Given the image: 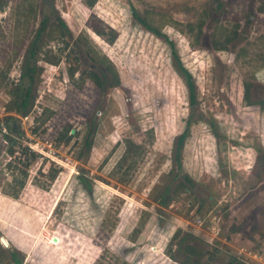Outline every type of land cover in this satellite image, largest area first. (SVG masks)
Here are the masks:
<instances>
[{
  "label": "rangeland",
  "instance_id": "374dc122",
  "mask_svg": "<svg viewBox=\"0 0 264 264\" xmlns=\"http://www.w3.org/2000/svg\"><path fill=\"white\" fill-rule=\"evenodd\" d=\"M0 128V264H264V0H0Z\"/></svg>",
  "mask_w": 264,
  "mask_h": 264
},
{
  "label": "trees",
  "instance_id": "16d2710c",
  "mask_svg": "<svg viewBox=\"0 0 264 264\" xmlns=\"http://www.w3.org/2000/svg\"><path fill=\"white\" fill-rule=\"evenodd\" d=\"M134 13H135L136 17H138L142 22H144L146 25H148L150 27L148 22L146 20H144L142 17H140L136 13V11H134ZM48 20H49L48 16H44L42 18L40 29H42L47 24ZM56 25L58 27L65 28V30H68L66 21L61 16H57ZM93 29L98 34H100V35L103 34L102 29H100L96 26H93ZM111 31H112V36L109 37V39H108L110 42H112L117 35V30L112 28ZM38 40H39V34H37L30 41L28 47L26 48V52H25V56H24V62L22 64V69H21L20 77H19L20 82L8 90V93L10 95V100L6 103V106H5L7 110H10V111L21 110L22 112L26 113L30 109V107L32 106L33 99H34L33 90H34V82H35V73L37 72L36 59H37V54L39 52ZM175 59L177 61V66H178L181 74L183 75V77L186 81L187 87L189 89L190 102H191V104H194L196 102V95H195V85H194V81L192 78V74L183 65L182 61L180 60V58L177 55H175ZM47 60L53 63V62H57L58 58L55 55H53L50 58H47ZM75 70H76V67L72 68L70 73L73 74ZM115 73L117 74L116 71H115ZM88 77L91 78L98 86L103 85L102 79L97 72H94V71L89 72ZM245 85H246L245 92H246V95H248L249 83H246ZM45 111H46V109L44 108L41 112L42 117L45 114ZM47 117L48 116H45L44 119H46ZM186 123H187L186 128L177 137V141H176V159L178 161H180V154H181L180 151H181L183 142L185 140L187 131L189 129V126H188V124L190 123L189 117L186 119ZM0 130H1V128H0ZM2 134H3V136H7L6 132H2ZM20 150H21L20 154H23L22 156L15 154L16 150L12 147L10 148L9 152L11 155L14 154V157H16V159H17V165H18L19 169L21 171H24V169L26 168V166L29 163L30 158L28 155L25 154L26 148H22ZM30 154L34 155V152H31ZM12 163H13L12 161H8L6 163V166L10 167V166H12ZM3 174H4V171L1 172V176ZM79 179H80L81 183L83 184V187L87 191L90 192L91 186L87 182L86 176L84 174L80 173ZM24 183H25V177L18 179L17 183H16L15 191L11 192V193H8V192H5V193L10 195V196H13V197H18L20 190L24 186ZM182 185L183 184L180 182V186H182ZM162 203H165V201L162 200ZM189 248L192 249L191 247H189Z\"/></svg>",
  "mask_w": 264,
  "mask_h": 264
},
{
  "label": "water",
  "instance_id": "95a60500",
  "mask_svg": "<svg viewBox=\"0 0 264 264\" xmlns=\"http://www.w3.org/2000/svg\"><path fill=\"white\" fill-rule=\"evenodd\" d=\"M3 241L5 242V239L3 238Z\"/></svg>",
  "mask_w": 264,
  "mask_h": 264
}]
</instances>
